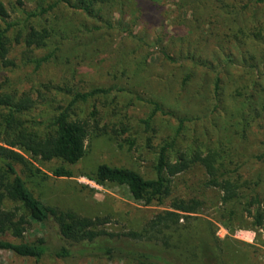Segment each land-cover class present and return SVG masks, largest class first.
Returning <instances> with one entry per match:
<instances>
[{
  "label": "rangeland",
  "instance_id": "374dc122",
  "mask_svg": "<svg viewBox=\"0 0 264 264\" xmlns=\"http://www.w3.org/2000/svg\"><path fill=\"white\" fill-rule=\"evenodd\" d=\"M53 1L0 0L8 15H0V93L31 96L36 108L29 119L46 121L53 107L67 105L76 92L96 88H105L108 92H100L71 106V118L88 123L84 156L76 163L59 158H33L30 171L18 167L28 186L45 202L62 210L109 218L105 228L112 232L143 231L157 214L175 210L174 201L197 198L204 205L193 214L196 219H191L194 220L192 227L197 228V223L205 226L204 219L212 221L217 226V235L227 241L233 260L264 264V227L253 225V218L244 210L248 206L241 204L242 198L235 202V214H229L231 208L222 202L221 190L206 185L209 174L201 163H194L175 175L164 168L169 193L149 194L142 201L134 200L125 185L95 181L101 164L128 167L146 179L157 178L160 153L170 141L174 143L166 150L167 166L195 154H222L226 147L239 145L240 141L242 147L247 148L258 144L250 109L254 111L258 107L257 101L263 92L264 76H257L264 69V62H256V55L264 50V4L248 6L247 0H217L215 6L208 9L212 22L221 21L228 26L234 19L235 23L237 19L238 23L246 21L224 34L231 41L239 35L245 43L238 50L243 51V58L230 61L220 52L225 48L223 38L203 48L197 47V43L196 47H190L188 53L195 59L180 52L185 48H181L177 38L186 34L192 39L200 36L201 9L197 13L200 16L196 28L191 26L190 9L174 8L173 18L167 12L160 13L165 17L166 23H162L169 26L168 35H176L174 49L170 40L159 39L161 30L151 31L146 37L135 31L132 35L121 24L108 26L106 21L65 3L49 13L36 15L42 6ZM169 8L173 10V6ZM117 10L116 17H119L120 10ZM138 29L140 31L142 25ZM215 31L212 28V32ZM3 48L6 54L1 58ZM200 57H208L213 65L204 64ZM38 58H46L39 67ZM217 73L222 79L218 97L214 94ZM149 99L160 101L172 113L160 112L149 119L153 111ZM248 100L252 103L244 116L248 136L240 140L241 111L244 101ZM60 167L71 171L72 176H55L53 171ZM149 197L150 202L146 200ZM256 208L264 211V195L251 209ZM157 229L161 231L160 236L170 233L164 226ZM40 237L51 245H67L54 220L45 225L33 222L25 234V240L29 241ZM0 264L136 263L94 254L66 261L49 254L35 262L0 249Z\"/></svg>",
  "mask_w": 264,
  "mask_h": 264
},
{
  "label": "trees",
  "instance_id": "16d2710c",
  "mask_svg": "<svg viewBox=\"0 0 264 264\" xmlns=\"http://www.w3.org/2000/svg\"><path fill=\"white\" fill-rule=\"evenodd\" d=\"M214 2L217 0H54L46 7L42 6L36 15L49 13L60 3H65L106 21L108 26L121 24L132 35L135 31L146 37L151 35V31L155 33L161 30L159 39L165 37L170 40V45L175 49L176 35H168L169 26L163 24L166 23L165 17L160 16V13L167 12L169 17L173 18L176 9L179 11L190 9L193 16L191 26L196 28L197 18L200 16L197 13L201 9L203 24H201L200 36L192 39L186 34L177 38L181 48H185L180 52H183L185 57L195 59L188 53L190 47H196L197 43V47L203 48L223 38L222 45H225V48L220 52L230 61L242 57L243 51L238 50L245 46L244 40L241 41L242 38L237 35L231 41L224 34L230 31L231 27L246 21L238 23L237 19L235 23L234 19L228 26L221 21L212 22L208 9L215 6ZM247 4L248 6L264 4V0H247ZM169 6H173L172 11ZM117 8L120 10L119 17H116ZM0 15L8 16L2 3H0ZM114 20H117L116 23ZM141 25L142 29L139 31L138 27ZM212 28L216 30L215 33L212 32ZM205 33L208 35H203ZM249 39H252V36ZM194 40L195 43H192ZM3 49L1 58L6 54V49ZM256 56V62H264V50ZM200 58L204 64L213 65V61L207 59L208 57ZM45 59H36L37 66L39 67ZM225 61L223 63H226ZM4 63L8 64L6 61ZM263 76L264 69L257 77ZM221 87V75L217 73L214 85L216 97L220 95ZM100 92L107 93L108 89L96 88L90 92H76L67 105L63 103L53 107L46 121L29 119L31 112L36 108L31 96L24 98L19 94L0 93V249L10 250L35 262L42 261L49 254L64 261L94 254L109 260L128 259L136 264H243L240 260H233V253L228 248L227 241H223L217 235V226L212 221L204 219L202 221L205 226L197 223V228L192 227L194 220L191 219H196L193 214L198 213L204 205L200 199L174 201L175 210L157 214L150 220L147 229L143 230L145 234L136 229L112 232L105 228L110 222L109 218L87 217L72 210H62L45 202L28 186L18 167L30 171L33 158L40 160L59 158L69 163H76L84 156L89 134L88 123L82 119L73 120L71 106L78 101H87L90 96ZM149 102L153 104L149 119H153L160 112L166 115L172 113V110L158 100L149 99ZM257 103L258 107L254 111L249 100L243 103L240 140L247 139L248 130L245 129L244 116L247 114V108L251 107V122L256 125L255 136L258 144H250L247 148L242 147L240 141L239 145L236 143L232 147H226L222 154L219 152L207 156L195 154L192 158H184L167 166L166 150L174 143L170 141L163 146L160 153L156 167L157 178L146 179L131 168L101 164L96 170L95 181L125 185L134 200L142 201L149 194L155 196L169 193L168 179L163 174L164 168L175 175L187 170L194 163H201L209 174L206 185L221 190L222 202L231 208L229 214H235L237 208L235 202L242 198L241 204L248 206L244 210L253 218V225L262 228L264 211L251 208L264 195V149H262L264 147V84ZM30 122L34 124H28ZM53 173L59 177L72 176L71 171L63 167L55 169ZM146 200L150 202L151 199L149 197ZM183 218L184 220L181 221ZM50 220L56 222L59 233L67 245H51L43 237L33 241L25 240L26 231L33 222L45 225ZM159 226L169 229L170 233H162L160 236L161 231L157 229ZM8 236H12L13 239Z\"/></svg>",
  "mask_w": 264,
  "mask_h": 264
}]
</instances>
